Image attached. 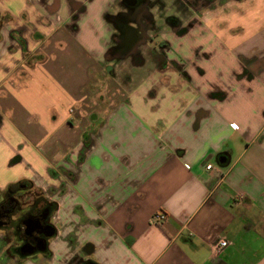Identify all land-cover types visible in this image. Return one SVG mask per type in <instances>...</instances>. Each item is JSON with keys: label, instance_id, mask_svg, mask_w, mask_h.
<instances>
[{"label": "crops", "instance_id": "1", "mask_svg": "<svg viewBox=\"0 0 264 264\" xmlns=\"http://www.w3.org/2000/svg\"><path fill=\"white\" fill-rule=\"evenodd\" d=\"M121 1L0 0V192L27 182L58 205L35 264H264V0H216L180 32L151 9L161 63L157 38L107 60ZM240 5L261 16L228 30Z\"/></svg>", "mask_w": 264, "mask_h": 264}, {"label": "flooded vegetation", "instance_id": "2", "mask_svg": "<svg viewBox=\"0 0 264 264\" xmlns=\"http://www.w3.org/2000/svg\"><path fill=\"white\" fill-rule=\"evenodd\" d=\"M215 2L171 0L170 6L165 7L161 0H122L121 5L128 10L122 9L110 19L115 33L111 38L107 60L124 61L130 58L137 61L142 54L140 46L154 43L157 38L153 44L155 48L146 50V53L161 63L165 60L164 47L167 42L159 38V34L156 38L150 35L157 30L151 9L161 10L159 20L164 25L162 29L171 28L180 32L188 17L211 9ZM106 72L116 75L115 69L110 66ZM48 192L27 182L10 185L0 192V238L6 243L5 248L0 250V264H35L40 257L51 258L50 244L56 236L48 238V235L54 231L51 226L54 227L53 219L58 205Z\"/></svg>", "mask_w": 264, "mask_h": 264}, {"label": "clouds", "instance_id": "3", "mask_svg": "<svg viewBox=\"0 0 264 264\" xmlns=\"http://www.w3.org/2000/svg\"><path fill=\"white\" fill-rule=\"evenodd\" d=\"M240 7L243 9V15H240L239 13H233L230 16L227 17H220V19L222 20H227L228 21V30H231L232 28L235 27H240V28H244V26L254 20H256L258 17L261 16V11H260V7L259 5L255 6V7H248L246 5H240ZM206 16L208 17L207 21H206V25L209 28H212L213 31L214 30V25L216 23H218V20L213 19L211 13H206ZM215 34L217 36L220 35L219 32H215ZM248 33L246 30L242 31L239 36L235 37V39H245L247 37Z\"/></svg>", "mask_w": 264, "mask_h": 264}, {"label": "rangeland", "instance_id": "4", "mask_svg": "<svg viewBox=\"0 0 264 264\" xmlns=\"http://www.w3.org/2000/svg\"><path fill=\"white\" fill-rule=\"evenodd\" d=\"M120 6H121V8L123 9V10H128V8L126 7V6H124L123 4L121 5V2H120ZM1 20V19H0ZM12 20V19H11ZM16 37V39L19 41V43L18 44H16V48L15 47H11V49H10V53H11V58H10V61H11V63H10V68L11 67H13V69L14 70H16V71H14V72H16V76L17 77H21V53L20 54H18V55H15L16 54V52H18V50H21V40H19V38L17 37V36H15ZM192 39L189 41V43L186 41V43H187V45L189 46V45H192L193 44V36H190ZM21 52V51H20ZM198 52V51H197ZM190 53V52H189ZM196 54V53H195ZM204 54V53H203ZM25 61V60H24ZM23 62V61H22ZM119 73H122V72H119ZM13 74V73H12ZM15 100H16V98L15 97H10V99H9V103H15ZM18 102H16L15 104H17ZM5 242H3V240H1V238H0V250L3 248H5Z\"/></svg>", "mask_w": 264, "mask_h": 264}, {"label": "built area", "instance_id": "5", "mask_svg": "<svg viewBox=\"0 0 264 264\" xmlns=\"http://www.w3.org/2000/svg\"><path fill=\"white\" fill-rule=\"evenodd\" d=\"M233 129H237L236 125H232ZM213 167L212 165H208L207 169L211 170ZM167 215L163 212H159L156 215L153 216L152 222L154 224H163L167 221ZM229 246V241L227 239H219L216 243L212 245V249L216 254L221 253L223 250H225Z\"/></svg>", "mask_w": 264, "mask_h": 264}, {"label": "water", "instance_id": "6", "mask_svg": "<svg viewBox=\"0 0 264 264\" xmlns=\"http://www.w3.org/2000/svg\"><path fill=\"white\" fill-rule=\"evenodd\" d=\"M51 228L54 230L51 234L48 235V238H53L54 236H56V229L54 227L51 226Z\"/></svg>", "mask_w": 264, "mask_h": 264}]
</instances>
